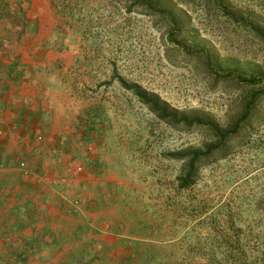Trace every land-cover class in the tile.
<instances>
[{
  "label": "rangeland",
  "instance_id": "rangeland-1",
  "mask_svg": "<svg viewBox=\"0 0 264 264\" xmlns=\"http://www.w3.org/2000/svg\"><path fill=\"white\" fill-rule=\"evenodd\" d=\"M250 25L264 30V0H0V90L33 87L67 125L72 171L83 165L78 208L61 200L12 264H264V98L180 189L185 162L170 154L212 132L168 126L120 84L226 128L264 86L246 83L264 78Z\"/></svg>",
  "mask_w": 264,
  "mask_h": 264
},
{
  "label": "crops",
  "instance_id": "crops-1",
  "mask_svg": "<svg viewBox=\"0 0 264 264\" xmlns=\"http://www.w3.org/2000/svg\"><path fill=\"white\" fill-rule=\"evenodd\" d=\"M27 91L25 97L21 91L0 90V264L21 263L28 249H38L39 240L29 234L40 231L43 217L51 224L59 218L60 201L69 204L71 185L80 177L71 168L73 147L65 121H56L54 109L43 107L44 98H36L33 87ZM19 161L26 175L17 169Z\"/></svg>",
  "mask_w": 264,
  "mask_h": 264
},
{
  "label": "trees",
  "instance_id": "trees-1",
  "mask_svg": "<svg viewBox=\"0 0 264 264\" xmlns=\"http://www.w3.org/2000/svg\"><path fill=\"white\" fill-rule=\"evenodd\" d=\"M223 12L233 17L232 12H227L223 8ZM169 19L172 21V28L179 33L182 31L181 21H176L175 15L171 12H167ZM237 19V18H236ZM239 22L243 20L238 18ZM250 31L264 43V30L261 28L254 27L250 25ZM240 79V76H237ZM247 85L255 87L256 83L260 85L264 83V78L260 79L259 75H251L249 79L246 80ZM120 84L125 88L130 90L133 95L146 107L150 112L161 122L167 124L172 128H177L179 125L184 129H191L193 127H206L213 135L215 141L210 142L203 147L202 150H190L183 151L181 153L170 154L171 157L175 159H181L185 162V173L179 179V188L187 189L189 188L195 179L198 166L200 164H206L212 157V154L217 151H221L222 154L218 155L223 157L226 153L227 142L233 137L237 136L241 130L251 129L250 118L255 112V108L261 99L264 98V86L258 89L252 90L251 94L248 96L243 105V112L240 116L228 127L221 128L212 120H204L201 116L194 113H182L170 108V106L162 102L156 95L149 94L141 90L138 86H127L124 82ZM255 110V111H254ZM248 132V131H247Z\"/></svg>",
  "mask_w": 264,
  "mask_h": 264
},
{
  "label": "built area",
  "instance_id": "built-area-1",
  "mask_svg": "<svg viewBox=\"0 0 264 264\" xmlns=\"http://www.w3.org/2000/svg\"><path fill=\"white\" fill-rule=\"evenodd\" d=\"M87 150L90 151V148L88 147ZM16 167L20 171V173H22L23 175H26L27 174V170L25 168L24 162H22V161L17 162ZM2 168H3V166L0 164V170H2ZM74 170H75V172L78 173L80 171V166L75 167ZM69 205H70V207H72L74 209H77L78 208V202L76 200H73L72 202L70 201L69 202Z\"/></svg>",
  "mask_w": 264,
  "mask_h": 264
}]
</instances>
